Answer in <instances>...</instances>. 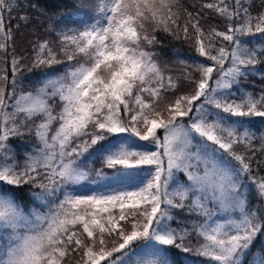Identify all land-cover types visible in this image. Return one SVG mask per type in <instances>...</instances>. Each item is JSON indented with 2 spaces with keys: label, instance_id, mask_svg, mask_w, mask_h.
<instances>
[{
  "label": "snow or ice",
  "instance_id": "snow-or-ice-1",
  "mask_svg": "<svg viewBox=\"0 0 264 264\" xmlns=\"http://www.w3.org/2000/svg\"><path fill=\"white\" fill-rule=\"evenodd\" d=\"M72 7L34 20L38 3L0 0V264H250L264 89L242 82H264V0ZM157 31L195 55L162 63Z\"/></svg>",
  "mask_w": 264,
  "mask_h": 264
},
{
  "label": "trees",
  "instance_id": "trees-1",
  "mask_svg": "<svg viewBox=\"0 0 264 264\" xmlns=\"http://www.w3.org/2000/svg\"><path fill=\"white\" fill-rule=\"evenodd\" d=\"M182 1V0H181ZM259 0H257V3ZM32 3H38L39 8L37 11H29L28 14L35 19H44V17L39 16V12H46L49 15H55L57 19L61 18V14H63V18L75 17L77 15L76 10L72 7L73 4L79 3V0H32ZM184 7H189L193 0H184L181 2ZM27 10V8H25ZM13 17L17 15V13L12 14ZM20 23V31L17 33V44L21 48H27V42L29 39H35L29 35L33 31L34 26L30 25L26 27L23 22L17 21L13 19L12 26L15 28V25ZM213 23H216L213 20ZM29 28V30L27 29ZM28 30V31H27ZM222 30V27L221 29ZM149 31H151V27L149 26ZM157 39L160 40V44L156 46V51L159 52V60L162 63H166L170 67L174 64V62L179 59L191 58L195 55L194 52L190 51V43L176 40L171 38L167 33L163 31H157L156 33ZM179 53V57L177 56ZM2 67V65H0ZM259 67V66H257ZM29 79L23 81V86L31 91V85L34 82V78L31 74L26 73ZM246 91L254 92L259 94L261 89H264V82H261V77L259 74L249 77L247 81L242 82ZM38 86V85H37ZM256 128L264 130V121L256 120ZM259 135V133H257ZM16 145V150L19 155L22 157L23 154L27 151H30L33 147L32 141L30 140H17L14 142ZM257 175H264V172H260ZM254 206L258 207L254 201ZM195 246V242H193ZM202 259L196 254H184L178 253V260L183 262V264H201ZM247 260L250 264H259V262H264V238H260L257 240L255 245L251 249V253L247 254Z\"/></svg>",
  "mask_w": 264,
  "mask_h": 264
},
{
  "label": "bare ground",
  "instance_id": "bare-ground-1",
  "mask_svg": "<svg viewBox=\"0 0 264 264\" xmlns=\"http://www.w3.org/2000/svg\"><path fill=\"white\" fill-rule=\"evenodd\" d=\"M27 29L29 30V28H27ZM28 30H27V31H28Z\"/></svg>",
  "mask_w": 264,
  "mask_h": 264
},
{
  "label": "rangeland",
  "instance_id": "rangeland-1",
  "mask_svg": "<svg viewBox=\"0 0 264 264\" xmlns=\"http://www.w3.org/2000/svg\"><path fill=\"white\" fill-rule=\"evenodd\" d=\"M184 0H182L181 2H183Z\"/></svg>",
  "mask_w": 264,
  "mask_h": 264
}]
</instances>
